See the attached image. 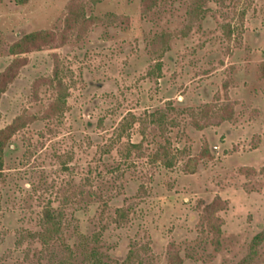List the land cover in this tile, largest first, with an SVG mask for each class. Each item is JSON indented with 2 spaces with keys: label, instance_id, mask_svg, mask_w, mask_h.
Returning <instances> with one entry per match:
<instances>
[{
  "label": "rangeland",
  "instance_id": "obj_1",
  "mask_svg": "<svg viewBox=\"0 0 264 264\" xmlns=\"http://www.w3.org/2000/svg\"><path fill=\"white\" fill-rule=\"evenodd\" d=\"M143 1L0 0V76L27 58L0 99V130L24 123L0 175V264H241L257 244L264 0ZM74 10L88 22L68 27ZM42 32L57 39L11 53Z\"/></svg>",
  "mask_w": 264,
  "mask_h": 264
},
{
  "label": "trees",
  "instance_id": "obj_2",
  "mask_svg": "<svg viewBox=\"0 0 264 264\" xmlns=\"http://www.w3.org/2000/svg\"><path fill=\"white\" fill-rule=\"evenodd\" d=\"M153 0H144L143 2L148 5L150 8L151 4L148 2H152ZM201 5L202 2H198L195 4L193 10L190 12V19L194 20L198 17L200 11H201ZM78 22H88V20L85 19L84 17V12L83 10H74L71 14L70 19L68 20V27H73V23L76 25ZM57 38H55L54 34H51L50 32H42V33H33L24 36L21 38L19 41L14 43L11 46V53L15 56L17 55H26L31 53L34 50H39L42 49L43 47H46L50 44L53 43ZM27 63V58H16L9 66L8 68L4 71V73L1 74L0 76V99L3 93L6 92L7 87L13 83V81L17 78L20 70L22 67H24ZM55 77L57 79L58 74L57 72L55 73ZM59 88H60V96L63 98L64 96V91H63V86L61 82L58 83ZM63 104V101L59 99L58 102H56L52 108L51 112L55 114ZM0 118H1V113H0ZM24 127L23 120L21 118L16 119L11 125L6 127L3 130H0V175L1 171L3 170V164H4V157H5V150L8 147L11 138L22 128ZM159 155L162 154H156V157L158 158ZM168 152H165L162 156H164L168 161L166 164L167 166H171L172 162L167 158ZM60 215L58 214L57 217H53L50 212H46V218H47V224L51 227L48 229L45 238L47 239L50 238L53 234L57 233L60 229ZM257 244L254 245V247L251 249V252L241 264H249V262L254 259L256 256V246H258L263 240H264V231L256 238Z\"/></svg>",
  "mask_w": 264,
  "mask_h": 264
}]
</instances>
